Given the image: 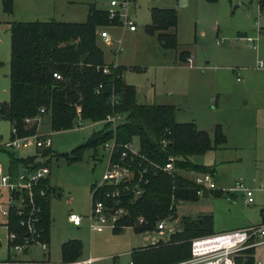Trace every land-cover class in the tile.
<instances>
[{
  "label": "rangeland",
  "instance_id": "1",
  "mask_svg": "<svg viewBox=\"0 0 264 264\" xmlns=\"http://www.w3.org/2000/svg\"><path fill=\"white\" fill-rule=\"evenodd\" d=\"M109 1L13 0L12 12L8 13L0 0V102L9 99L11 21L85 20L88 10L85 2L106 9ZM151 6L176 8V47L162 46L155 34L146 31ZM130 12L135 30L118 23L100 27L108 31L112 44L97 35L104 61L124 67L122 78L135 87L136 102L174 104L178 121H195L198 128L211 136L214 125H221L226 142L192 156L195 162L213 167L214 187L196 200L179 202L175 220L170 219L171 214L161 218L166 227L162 233L154 225L148 229L127 226L91 231L88 220L91 187L102 179L108 152L102 142L81 148L75 158L69 159L63 153H70L103 123L84 119L68 129L52 130L48 117L43 116L37 128L50 134L51 154H42L35 146L0 147L4 167L9 165L10 155L16 158L35 155V161L45 162L50 169L47 249L30 248L16 254L17 260L67 261L62 247L73 241L80 244L77 260L94 257L101 258V264L128 263L133 250L163 243L179 231L184 216L211 214L212 233L261 223L264 65L257 68L256 61L261 58L264 64V6L258 0H186L182 4L181 0H135ZM182 51H188L189 61L187 57L180 58ZM10 128L9 120L0 116V142L9 140ZM133 141L137 142V137ZM183 173L189 177L194 174ZM238 179L251 188L253 201H246L245 193L235 188ZM69 214L80 216V224H72ZM14 253L8 244L7 229L0 224V262ZM253 256L264 261V244L254 249Z\"/></svg>",
  "mask_w": 264,
  "mask_h": 264
},
{
  "label": "trees",
  "instance_id": "2",
  "mask_svg": "<svg viewBox=\"0 0 264 264\" xmlns=\"http://www.w3.org/2000/svg\"><path fill=\"white\" fill-rule=\"evenodd\" d=\"M264 6V0H258ZM4 11L11 13L13 0H2ZM151 21L145 25L150 34H155L164 47H176L177 10L175 7L151 6ZM116 24L106 9L88 3L85 20L65 21L55 18L45 20L11 21L10 23V70L9 99L0 102V116L17 128L18 134H32L37 130L39 114L47 116L52 130L68 129L75 124L76 107L80 106L83 119L100 121L108 112L124 115V120L113 128L108 122L93 130L87 140L76 146L67 158H75L85 146H95L112 137L117 143L132 141L137 137L139 156L137 161L145 167L143 190L136 197L124 196L122 204L128 216L120 223L132 225L138 217L145 219L143 228H151L161 218L175 216L177 204L199 198L192 177L183 172H202L213 167L201 165L192 156L203 154L211 148L226 142V135L219 123L214 125L213 136L197 127L195 121H178L176 106L170 103H138L135 87L122 78L123 66L106 63L103 51L97 44L98 30L103 25ZM182 51L180 58L187 57ZM82 57H84L82 59ZM109 71L104 72L103 66ZM60 74V78L53 75ZM102 87L99 91L96 88ZM114 93L118 101L112 104ZM30 118L29 122L25 118ZM42 154H51L49 147L41 149ZM176 157L174 170L161 168L168 155ZM20 162H32L35 155L16 158L10 155L9 168L15 171ZM45 163V162H44ZM138 177L139 171L136 170ZM94 184H92L91 190ZM208 189H204L203 192ZM52 187L44 200L42 227L48 238L50 216L49 200ZM215 193H218L217 191ZM264 223V209L261 210ZM182 228L173 232L169 239L154 246L133 250L135 264H169L190 255V239L212 233L211 214L201 213L192 218H182ZM12 228L20 230L15 220ZM120 229V228H117ZM253 249L246 264L254 261ZM64 260L72 261L80 255V244L67 242L62 247Z\"/></svg>",
  "mask_w": 264,
  "mask_h": 264
},
{
  "label": "built area",
  "instance_id": "3",
  "mask_svg": "<svg viewBox=\"0 0 264 264\" xmlns=\"http://www.w3.org/2000/svg\"><path fill=\"white\" fill-rule=\"evenodd\" d=\"M134 3L135 0H110L106 11L116 23L123 24L129 30H135L136 23L130 12ZM98 34L109 45H112L106 29H99ZM187 60L189 61L190 57H187ZM263 65V60L258 58L256 67L263 68ZM103 71H109L108 65L103 66ZM53 75L60 78V74L57 72H53ZM236 79L240 80L241 77L237 75ZM101 87L102 84H99L96 91H99ZM117 101V96L112 93L110 102L114 104ZM44 111V107L39 108V114ZM39 114L35 118L38 123L41 120ZM30 120L28 117L25 118L26 122ZM83 120L81 108L77 106L75 123H81ZM123 120V114L108 112L101 121L108 122L114 128L117 123ZM10 133L9 140L0 142V147L17 149L35 146L37 149H43L51 146V137L48 132L40 133L36 130L32 134L20 135L17 128L12 125ZM103 147L108 152V161L101 181L95 183L91 190L92 204L88 216L90 230L99 231L104 227L116 229L127 226L143 228L146 221L142 217H138L132 225L120 223L123 218L128 216V211L122 204L123 197L134 198L143 190L141 180L146 168L141 167L140 169L142 165L140 161L135 163L139 156V142L132 140L120 144L112 137L103 142ZM175 159L174 155H168L161 168L171 172L175 168ZM136 170L139 171L138 177ZM49 171V166L46 163L34 165L32 162H25L15 171H11L10 168L3 167L0 162V224L7 229L8 244L15 252L4 264H101L102 259L94 257L58 263L15 259L16 254L26 252L33 247H39L43 251L47 249L48 238L42 227V213L44 200L51 188L48 181ZM212 177L213 173L209 170L193 174L192 180L198 195H202L204 189L214 187ZM235 188L245 193L246 201L253 200L252 190L243 179L236 181ZM13 220L16 221L19 231L12 228ZM68 220L74 225H79L82 219L76 214H69ZM153 227L160 233L166 229L163 219L155 222ZM263 244L264 223L250 224L243 228L193 237L190 239V255L169 264H246L250 256L246 250ZM117 264L135 263L131 260L128 263ZM252 264H264V261L254 259Z\"/></svg>",
  "mask_w": 264,
  "mask_h": 264
},
{
  "label": "crops",
  "instance_id": "4",
  "mask_svg": "<svg viewBox=\"0 0 264 264\" xmlns=\"http://www.w3.org/2000/svg\"><path fill=\"white\" fill-rule=\"evenodd\" d=\"M85 3H86V5L88 6V3H90V2H85ZM87 11H88V10H86V15H87ZM48 19H49V18H48ZM68 21H82V20H75V19H74V20H68ZM188 55H189V54H188ZM189 57H190V55H189ZM116 64H117V63H116ZM40 124H41V122L38 123V126H39V127H40ZM37 130H38V132H40V133H45V132H41L40 129H38V128H37ZM23 163H25V162H20V163L18 164V166H20V165L23 164ZM18 166H17V167H18ZM3 167H4V166H3ZM5 168H9V165L5 166ZM214 173H215V172H214ZM213 175H214V174H213ZM252 201H253V200H252ZM250 202H251V201H250ZM260 218H261V216H260ZM212 224H213V223H212ZM248 225H250V224H247V225H245V226L238 227V228H243V227H246V226H248ZM238 228H237V229H238ZM254 249H255V248H254ZM254 249H253V250H254ZM254 253H255V252H254ZM254 256H255V255H254ZM8 259H9V258H8ZM8 259H7V260H8ZM75 260H76V259H75ZM4 262H5V261H2V262H0V264H4Z\"/></svg>",
  "mask_w": 264,
  "mask_h": 264
},
{
  "label": "water",
  "instance_id": "5",
  "mask_svg": "<svg viewBox=\"0 0 264 264\" xmlns=\"http://www.w3.org/2000/svg\"><path fill=\"white\" fill-rule=\"evenodd\" d=\"M186 2V0H181V4L182 3H185ZM84 57H82V59H83ZM177 218V216L175 215V216H173L172 218H171V220H175Z\"/></svg>",
  "mask_w": 264,
  "mask_h": 264
}]
</instances>
